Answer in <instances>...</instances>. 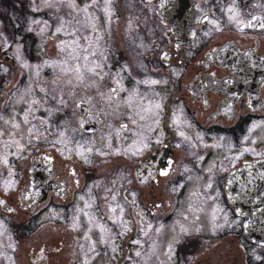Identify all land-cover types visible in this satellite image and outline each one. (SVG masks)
<instances>
[{
  "label": "flooded vegetation",
  "instance_id": "1",
  "mask_svg": "<svg viewBox=\"0 0 264 264\" xmlns=\"http://www.w3.org/2000/svg\"><path fill=\"white\" fill-rule=\"evenodd\" d=\"M12 1L2 30L16 49H0V264H264L237 212L251 197L236 194L264 161V0H193L184 14L165 0H96L92 20L110 21L95 31L69 25L56 0ZM170 25H193L194 37L176 42ZM85 37L103 78L84 71L80 83L64 62H87L61 47H87ZM155 103L140 121L138 106ZM140 134L148 147L133 155Z\"/></svg>",
  "mask_w": 264,
  "mask_h": 264
},
{
  "label": "snow or ice",
  "instance_id": "2",
  "mask_svg": "<svg viewBox=\"0 0 264 264\" xmlns=\"http://www.w3.org/2000/svg\"><path fill=\"white\" fill-rule=\"evenodd\" d=\"M108 2H109V0H106V4ZM69 6L70 7H74L73 0H69ZM105 10L106 11H109L107 9V7H106ZM82 11L85 13V19L83 21L77 19L76 20V23L79 24L81 26V28H87V27L91 26V28L93 29V31H95V24L92 23V18L87 14L88 13V7L86 6ZM227 11L230 13V15H229V21L230 22L237 23V26L239 27L242 22H240L238 20V16H239L238 11L235 9L234 6L233 7H230ZM253 19H257V18L254 17ZM210 23H214V22L213 21H210ZM246 26L252 27L253 25L251 24V22H249L248 25H246ZM260 26L262 28H264V23H262ZM62 30H65L64 22L63 21H61L60 27H57L56 28V32H61ZM217 30H219V29L217 28ZM41 31H43V29ZM78 33H79V29H74L73 31L68 32V35H78ZM84 39L88 41V46L87 47H84L80 43L79 39H73L70 44H66V45H63L61 47V50L62 51L67 50L68 57L71 60H73V61H79V60L82 59L83 61H86L87 62V64H85L83 66V69L84 70H82V66L79 63H76L73 66H68L67 60H65V62H64L65 67L63 68V71L65 72V74L74 73L75 74V79L77 81H79L80 83H83L84 80H85L84 71H87L88 73H91L92 75H99L101 79L103 78V76L100 73L97 72V69H100V67H101L100 63L99 62H96L95 60H90L89 59V56L90 55L93 56V57L96 55V53L94 51H92L93 44L89 40V38L85 37ZM96 39L98 41L99 40V37L97 36ZM81 53H84V54L82 55ZM88 65H92V66H88ZM68 83H71V81L69 80ZM144 83L155 85V84L159 83V81L151 80V81H144ZM117 84L119 85V81H117ZM89 86H96L95 85V81L93 82L92 85H89ZM118 91H119V88H113V89H110L109 90V94L107 96V102H109V106H110V102L114 99V96H115V94ZM100 96L103 99L105 97V94L104 93H100ZM33 103L35 104L36 102L34 101ZM129 106H131V98L129 100ZM138 107L140 108V111L138 113L139 114V120L140 121H146L147 119H150V118H152L153 116L156 115V113L153 112V109H157L158 110V109H160L161 105L159 103H155L154 105H150V106H138ZM25 122L27 123V116L25 117ZM132 122L133 123H136L135 120H133ZM155 122L158 123V120L155 121ZM173 123L178 125L179 124L178 118L177 119H174ZM13 127L18 128L19 125H13ZM121 127L122 128H125L127 126L122 125ZM33 128H34V126H33ZM33 128H30L29 129V133L31 135H37L38 136L39 135L38 130L36 132H33ZM148 130L149 131L152 130L150 126H149ZM59 135H60V137H64V133L63 132H61ZM179 135L182 136V137H184L186 140L188 139V137H185L184 132H182V131L179 132ZM60 142H62V141H57V143H60ZM157 142H159V140ZM13 143L16 144L18 151L23 147L19 143V141H13ZM139 143H140L141 147L140 148H137L136 151H134L132 153L133 155L140 154V152L144 148H147L148 147V144L145 142V137L142 134H140ZM177 147H179V145H177ZM85 151H91V149H86ZM77 154L78 155H81L82 157H84L85 160H86V162H87V157L84 156V152L83 151H78ZM3 162L4 163H7V160L4 159ZM160 174L161 175H167L168 172H167V170H162ZM8 186H11V182H9V185ZM210 186L211 185H209V187ZM113 199H115V197H113ZM0 203H3V202L0 201ZM119 210H120L121 213H123V208H120ZM110 211L116 212V208H111ZM85 214L87 215V213H85ZM0 227H2V226H0ZM74 227H75V224H74ZM125 227H126V223H125ZM149 227H151V226L149 225ZM159 230H160L159 228L156 229L157 232H159ZM187 231L188 230L186 228L181 227V232L182 233H187ZM144 234L147 235V232H145ZM136 243H138V242H136ZM113 250H115V249H113ZM170 250H171V246H170ZM136 255L139 256L140 255V252H137Z\"/></svg>",
  "mask_w": 264,
  "mask_h": 264
},
{
  "label": "water",
  "instance_id": "3",
  "mask_svg": "<svg viewBox=\"0 0 264 264\" xmlns=\"http://www.w3.org/2000/svg\"><path fill=\"white\" fill-rule=\"evenodd\" d=\"M172 5L173 10H178L179 14L189 13L190 3L193 0H167ZM195 9V4L192 7V12ZM170 31L180 40L184 42L193 38V25H170ZM249 173H255V176L251 174L243 175L244 183L238 188H242V193L246 194L247 191L255 189L254 200L249 201L253 206L250 211L240 212L245 217L244 222V234L247 238L254 242L264 243V161H258L252 164L250 168H247ZM257 174V176H256ZM247 202V203H249Z\"/></svg>",
  "mask_w": 264,
  "mask_h": 264
},
{
  "label": "rangeland",
  "instance_id": "4",
  "mask_svg": "<svg viewBox=\"0 0 264 264\" xmlns=\"http://www.w3.org/2000/svg\"><path fill=\"white\" fill-rule=\"evenodd\" d=\"M58 3L61 5L62 10L65 12L66 18L69 20V25H75L72 24L73 18H75V21L77 19L83 21L85 19V13L82 11L83 8H74L69 6V0H56ZM96 0H88L85 3V7H88V15L93 18L96 16L99 8L97 3L95 2ZM90 3V4H89ZM66 7V10H65ZM3 14V15H2ZM0 15H2V18L0 19V49H5V50H13L16 49L15 45L13 44L12 41H7L6 34L3 32L2 27L3 25H12L13 21L15 20V5L13 4L12 0H0ZM102 15V14H99ZM95 19V18H94ZM94 19L92 20V23L95 25H99V23L104 22V21H110L108 13L105 12L103 19L98 16L96 19L102 20L97 23V21ZM125 19V18H124ZM124 21V20H123ZM75 23V22H74ZM79 25V24H77Z\"/></svg>",
  "mask_w": 264,
  "mask_h": 264
}]
</instances>
